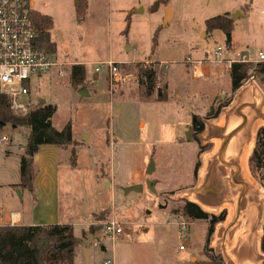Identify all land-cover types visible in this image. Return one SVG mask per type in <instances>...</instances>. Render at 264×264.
<instances>
[{"label": "rangeland", "instance_id": "obj_1", "mask_svg": "<svg viewBox=\"0 0 264 264\" xmlns=\"http://www.w3.org/2000/svg\"><path fill=\"white\" fill-rule=\"evenodd\" d=\"M155 1L87 0L84 16L77 19L73 0H29L33 10L52 17L49 32L56 42V61L62 62L49 73L30 79V97L36 102L40 99L55 105L51 117L53 127L60 130L70 124L74 146L66 148L74 149L76 167L72 169L69 163V151L59 149L56 187L57 195H62L60 203L67 209L65 217L70 215L67 214L69 207V220L75 221L72 234L80 236L77 246L83 247L87 237L90 238V227L95 231L97 243L103 250L95 242L90 243L86 247V257L91 254L89 264H102L105 257H110L112 264H157L159 259L161 262L166 259L169 264H192L191 256L193 263L202 259L208 221H192L187 217L183 212L184 201L199 200L202 206L208 205L209 211L218 213L222 210V201L226 202L224 195L228 191V195H240L244 187V195L257 198V219L244 213L238 226L231 229L229 225L236 217L233 210L226 223L215 224L209 247L222 256L223 239L226 238L227 244L230 239L231 244L233 234L240 233L241 237L247 236L257 263L264 264L260 238L264 233V179L249 162L255 134L251 135L249 130L243 137L242 148L238 150L235 146L238 151H231L218 163L217 157L212 158L208 153L198 158L196 142L202 143L200 150L209 152L210 141L219 138L215 120L233 111V104L229 105L233 93L226 75L224 80H219L217 86L221 90L215 95L214 83L191 78V70L185 65L192 66L191 59L201 56L197 46L207 49L204 52L208 58L217 46L224 52L227 50L226 34L219 31L204 37L201 30L205 19L219 14L235 0H169L168 5H173L177 12L165 23L163 5L151 10ZM236 12L231 16L235 15L232 21H243L237 18ZM243 51L248 53L247 49ZM107 61L117 63L116 80L104 67L98 73L93 72L96 65ZM74 63L83 64L86 71L84 82L75 88L69 84V68ZM252 69L249 68L244 82H257L264 89V83ZM150 71L155 75L154 90L159 88L168 94L166 101L148 99L143 96V88H138L139 73ZM79 90L87 95H80ZM196 91H203L204 98L209 99L198 111L191 107L192 98L187 96ZM175 94L181 97L177 99ZM194 118L205 125V131H194L192 140L187 142L185 135L190 125L185 126ZM27 133L26 128L18 126L5 125L0 129V136L9 137L7 143H0V184L7 186L8 195L16 201L20 202V195H24L23 205L26 195H30L26 189L18 192L21 190L18 180L22 147ZM236 135L229 138L240 139ZM43 155L48 162L46 168L53 171L49 153ZM150 160L155 169L147 174ZM196 160L201 168L197 181H192ZM230 162L235 163L236 168L226 173L222 166ZM213 163L218 167L211 169L209 166ZM42 164L35 162L36 170L41 169ZM208 169L212 172L207 174ZM241 170L252 180L244 177ZM232 171H236L235 178L223 183V176ZM146 180L157 181L154 192L144 186ZM237 180H242V186L235 185ZM134 183L143 184L142 190L124 193L120 188ZM112 212L124 230L113 241L101 235V228L113 216ZM175 215L189 223L186 238L181 236L175 221L167 220L168 216ZM126 233L131 237L130 242L126 240ZM241 240L243 243L238 242L237 249L245 252L246 238ZM126 241L128 244L120 245ZM184 243L185 249L179 250V245ZM241 255L248 257V263H253L246 252ZM75 264L87 263L83 257H77Z\"/></svg>", "mask_w": 264, "mask_h": 264}, {"label": "crops", "instance_id": "obj_2", "mask_svg": "<svg viewBox=\"0 0 264 264\" xmlns=\"http://www.w3.org/2000/svg\"><path fill=\"white\" fill-rule=\"evenodd\" d=\"M244 1L246 0H235L234 3L229 2L227 7H223V9L225 8L226 10L222 9L220 10L221 12L217 14V15H221V14L227 13L229 14L231 18L233 13L237 11L238 13L237 12L236 13L239 14L237 18L244 19L243 21H237V20L232 21L233 27L229 34V43L227 46H225L227 47V50L225 52L222 50L221 52V56H222L221 60L215 61L213 60L212 56L208 58L206 52H204V51H207V49H205L203 45H200V46H197V48L199 49L201 56L195 55L196 57L191 59L193 61L192 66L185 63V61H183L186 67L187 68L189 67L191 70V78H195V79L204 78L214 83L213 86L215 89V92H214L215 95L219 92V90H221L220 87L217 86V84L219 83L220 79L224 80L225 75L230 85V78H229L230 69L228 68L227 63H226L228 59H232L236 57L237 54L239 55L246 54L248 58L250 59V61L252 62V64H256L258 51L261 49H264V0H248V2H244ZM30 3L32 5V2ZM216 4H218V7H220V3L218 1L216 2ZM213 5L215 6V3H213ZM167 6L170 9V18L168 19L170 20L175 17L177 11L175 10V7H173V5L167 4L163 6L162 8V15H163L162 17L165 16V11L163 10H165ZM202 31H203L202 35L204 37L207 35L212 36L213 33L219 32V30H214L212 32L206 33L205 26H204V29L201 30V32ZM222 34L225 35V33H222ZM49 35H50V32H49ZM50 39L55 44L54 53L56 55V42L51 38V36H50ZM226 41H227V38H226ZM244 49L245 50L247 49L248 53L244 52L243 51ZM193 53L195 54V52ZM203 53H204V56H203ZM252 82H243L242 85L235 92H233V97L229 101V105L233 104L232 105L233 108L229 107V108H232L233 111H231L230 113H227L228 116H223V117L219 116L215 120L219 138H213L210 141L212 144V147L209 150V152H208V149L200 150L199 146H201L202 143L196 142L198 145V150H197L198 158L202 156V154L208 153L209 156H211L212 158L217 157V163H218V160L221 161V159L223 158L226 159L228 153H230L231 151H236L237 149L239 150L240 148H242L241 144H243V137L245 134L248 133L249 130H250L251 135L254 133L255 134L254 137H256L258 129L260 127H264V89L259 83L254 82V84H252ZM137 85H138V88L139 87L140 89L143 88L141 85H139V83H137ZM164 87H165V92H166L168 88L167 83H166V86ZM203 94H204L203 91H196V92H191L190 94L187 95V96H191L192 99L189 101V103L191 104V107H194L195 109H197L195 111H198V109L203 108V105L208 103L209 99L208 98L205 99ZM166 95L168 99V94ZM151 97H153L156 100L155 92H153L147 98L149 99ZM175 97L179 99L181 96L179 94H175ZM195 115H198V113H195ZM195 115L192 114L191 118H193V116ZM194 121H196V118H194V120H191L190 122L188 121L185 126L187 127L190 125L192 127L191 134L194 133L195 131V126L193 125ZM247 128L248 130L246 131ZM204 131H205V125H203V129L200 132L202 133ZM235 134H237L236 136L239 135L240 139H236L235 137H234L235 140L234 138H229L230 135L235 136ZM226 136L228 138H226ZM191 140L192 139L190 140L186 139L187 142H190ZM235 146H237L238 148L235 149ZM61 148L62 147H58L54 145H42L39 147L37 154H36L37 159H33L34 161L33 165L34 167L36 166L35 162L43 163V164L41 165V169L39 168V170L38 169L36 170L35 168V176L33 179V190L27 191L29 192L30 195H26L25 205H23L22 203L24 195H20V197H22L20 198V202L16 201L17 199H15V197H13L12 195H8L7 186L2 187L0 184V227L1 226H48V225H69L70 227H72L73 225H75V221L72 222L71 220H69L70 219L69 217L71 215V213H69L70 212L69 207H68L67 214H70V215L67 218L65 217L66 208L60 203L62 195H57V187H56L57 179H58L57 171H58V163L60 161H58L56 157H57L58 150ZM62 149L69 151L68 148H62ZM43 153L44 154L49 153V156L51 157V162L54 164V166H52L51 168V169H54L53 171L46 168V165L48 162L46 161L47 158H45L44 160ZM69 163H70V151H69ZM71 166L73 167L72 169H74L76 167V163ZM209 167L211 169H214V168H217L218 165H216V163H213V165ZM222 167L224 171L227 173L228 170L231 171L232 168L234 167L236 168V165L235 163L230 162V164L228 165L226 164ZM200 168H201V165L197 167L195 176H194V170H193L192 181H197L198 169ZM153 169H155L154 165H153ZM207 171H208L207 174L209 173V171L212 172V170L210 169H208ZM235 172L236 171H232V173L229 175L225 174L223 176V183H225L227 179L232 181V179L235 178V175H236ZM241 172L242 174H244V171L241 170ZM243 176L252 180L248 175H243ZM146 181H145V184H146ZM156 182L157 181H154V183L152 184L153 187L156 184ZM145 184L144 186H146ZM141 185L143 187V184ZM235 185L242 186V180L241 181L237 180ZM23 190L24 188H21L19 192L21 193V191L23 192ZM245 192L246 191L243 187L240 192V195H228L229 191L227 195H224L226 198V202L222 201L221 209L225 210L226 214H225V219L221 221L220 223H226L228 221L227 218L232 216L233 210H234V216L236 217L234 221L231 222L229 225L231 229L235 226H238L244 213H248L249 215H251V217H255V219H257V214H258V211L256 212L257 204L255 205L257 198L254 195H244ZM217 196L219 195H215V197ZM187 200L197 203L199 206L205 209L209 214L214 213L213 210L209 211L208 205L202 206L204 204H201L199 200H195L192 198H188ZM231 206L233 208H231ZM112 215L113 216L111 218H115V215L113 214V212H112ZM192 221H200V220L192 219ZM203 221H207V220H203ZM86 225H89V224H86ZM144 230L146 231V229ZM262 231L264 232V224L262 225ZM82 232H83V229H82ZM213 234H215V227H214V231L212 235ZM225 234L227 235L228 232H226ZM263 234H262V237H260L262 239L264 237ZM124 235L125 237L128 238L126 240L130 242L131 237H129L128 233ZM239 235L235 236L233 234L231 244L229 241L230 239L228 240V244H227L226 238H224L221 243V246L223 249L222 257L224 259L225 264H258L255 257L253 256L252 246H250L247 236L241 237ZM74 237L79 238L80 236H74ZM241 238H246L245 243L247 244L246 245L247 248L245 249V252L246 254L250 256L249 258L253 261V263H250V262L248 263L247 261L249 260L248 257L241 255V254H245V252L244 251L242 252V250L237 249L238 242L243 243V240H241ZM114 239H112L111 241H113ZM257 240H259V236H257ZM123 244H128V242L126 241V242L120 243V245H123ZM185 245L186 243H184V248L182 250L185 249ZM86 247L87 246L83 244V247L81 246L78 247L76 245L73 248V264H75L77 257H80V258L83 257L85 262L89 264L91 254L86 257V254L88 252L86 251ZM101 250H103V248ZM189 259H190V262L194 264L191 261L192 256ZM157 264H169V262L166 259L163 262H161V260L159 259Z\"/></svg>", "mask_w": 264, "mask_h": 264}, {"label": "trees", "instance_id": "obj_3", "mask_svg": "<svg viewBox=\"0 0 264 264\" xmlns=\"http://www.w3.org/2000/svg\"><path fill=\"white\" fill-rule=\"evenodd\" d=\"M169 0H156L151 7L154 10L158 5H167ZM247 6V5H246ZM73 7L77 19L84 16L87 9V0H73ZM31 17L38 32L36 42L40 47L54 52L55 44L50 39L49 30L53 26L52 17L32 10ZM128 26V24H127ZM126 26V29H127ZM205 32L219 30L230 34L233 22L229 14L216 15L204 21ZM125 29V31H126ZM155 31L152 42L156 44ZM227 45L229 38L227 39ZM261 78L264 83V61L252 64L250 62H233L229 70L230 90L235 92L247 79L249 68ZM85 67L81 63H74L69 68V84L75 88L85 80ZM138 83L143 87V96L149 97L153 92L156 100L166 101L167 95L159 88H155V75L153 71L140 72ZM56 110L55 105L50 103L36 102L32 108L24 114H15L10 109V99L0 94V124H8L12 127L18 126L28 130L26 142L22 147V158L19 167V187L33 190V179L35 167L33 157L42 145H54L62 148L74 146L70 124L56 129L51 124V117ZM195 131L200 132L203 125L198 121ZM194 124V123H193ZM70 149V163L74 164V149ZM27 158L31 161L28 162ZM249 162L251 168L260 171L264 179V127H260L256 134L255 146L250 154ZM71 164V165H72ZM198 160L194 165V176L196 175ZM183 212L190 219L207 220V239L202 249L203 258L194 264H225L220 253H215L209 247L215 224L225 219V210L209 214L197 203L185 200ZM92 230V227H90ZM78 238L72 234L69 225L48 226H1L0 227V264H73V248L78 244ZM261 249L264 252V237L261 241Z\"/></svg>", "mask_w": 264, "mask_h": 264}, {"label": "built area", "instance_id": "obj_4", "mask_svg": "<svg viewBox=\"0 0 264 264\" xmlns=\"http://www.w3.org/2000/svg\"><path fill=\"white\" fill-rule=\"evenodd\" d=\"M32 5L29 0H0V94L10 99V109L15 114L28 112L34 102L30 97V79L49 73L54 67H59L62 62L56 61L54 52L40 47L36 38L38 32L33 23L31 12ZM222 49L220 46L214 50L212 58L221 60ZM264 61V49L257 53L256 62ZM233 62H250L246 54L239 55L226 61L230 69ZM104 67L108 75L116 80L119 76L117 63L107 61L94 67L98 73ZM5 125L0 124V129ZM12 127V126H11ZM9 137L0 136V143H7ZM179 226L181 236H188V225L184 220H179L178 215L168 216ZM101 235L109 240L117 234L124 232L122 224L115 218H110L101 228ZM184 248L179 245V250ZM102 264H112L110 257L102 259Z\"/></svg>", "mask_w": 264, "mask_h": 264}, {"label": "water", "instance_id": "obj_5", "mask_svg": "<svg viewBox=\"0 0 264 264\" xmlns=\"http://www.w3.org/2000/svg\"><path fill=\"white\" fill-rule=\"evenodd\" d=\"M164 11H165V16H164L163 20H164V23H165L170 18V9H169V7L167 6ZM234 16L232 17V19L234 18ZM226 38L227 39L229 38V34H226ZM78 93L80 95H87V93L84 90H79ZM38 102L39 103H44V101H42L40 99H39ZM191 132H192V127L190 126L188 128V130H187L186 135H185V137H186L187 140H190L191 139L190 138L191 137ZM33 159H37V156L35 155L33 157ZM27 161L30 162L31 160L29 158H27ZM152 171H153V162L150 160L149 163H148V165H147V168H146V173L147 174H151ZM153 183H154L153 180H147L146 181V186H147L148 189H150L151 191L154 192V189H153V186H152ZM120 188H121V190L124 193H127V192H129L131 190H133V191H141L143 187H142V185L140 183H136V184H132V185H129V186H124V187L122 186ZM19 194H20V192H19ZM88 243H89V237H87V240L84 242V245L88 246Z\"/></svg>", "mask_w": 264, "mask_h": 264}, {"label": "flooded vegetation", "instance_id": "obj_6", "mask_svg": "<svg viewBox=\"0 0 264 264\" xmlns=\"http://www.w3.org/2000/svg\"><path fill=\"white\" fill-rule=\"evenodd\" d=\"M193 125L196 127V125H198V123H196V121H194V124ZM89 231L91 232V235H90V238H89V244H88V246L90 245V243L95 242L96 243V246L102 249L103 246L97 243L98 241H97V237L95 235V232H93L91 230H89Z\"/></svg>", "mask_w": 264, "mask_h": 264}, {"label": "bare ground", "instance_id": "obj_7", "mask_svg": "<svg viewBox=\"0 0 264 264\" xmlns=\"http://www.w3.org/2000/svg\"><path fill=\"white\" fill-rule=\"evenodd\" d=\"M248 150L245 151V153H247ZM244 164V162L242 161V165ZM244 175H247V172L244 170Z\"/></svg>", "mask_w": 264, "mask_h": 264}]
</instances>
